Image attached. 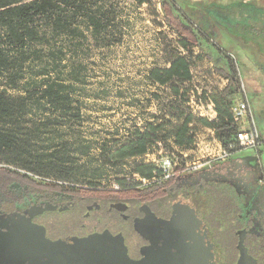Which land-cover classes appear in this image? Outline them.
<instances>
[{
  "label": "trees",
  "instance_id": "1",
  "mask_svg": "<svg viewBox=\"0 0 264 264\" xmlns=\"http://www.w3.org/2000/svg\"><path fill=\"white\" fill-rule=\"evenodd\" d=\"M134 1L137 6L152 3ZM158 5L162 18L158 25H167L176 40L168 41L163 50L166 65L152 66L146 79L163 89L168 101L160 105L159 94L151 92L148 105L155 100L157 112L133 124L124 140L102 143L99 164L88 174L80 163L91 146L81 131L85 80L78 45L86 34L80 23L91 39H107L105 46L109 47L119 42L111 30L116 16L104 0H0V215L51 201L54 195L67 196L84 186L98 187L96 178L105 167L141 157L152 147L156 150L158 142L171 141L179 149H189L197 127L214 129L225 148L234 143L237 129L229 105L236 97L232 85L235 62L230 59L228 69L215 66L228 83L210 94L217 113L212 121L187 108L191 67L203 58L212 59L199 37L207 39L205 30L213 26L264 48V8L254 2H198L190 12L195 17L192 21L176 0H159ZM67 39L75 44L67 45ZM194 47L200 51L193 56ZM228 148L231 154L240 149L236 145ZM132 166L141 178L160 173L152 163L134 162ZM179 170L147 187L151 192L173 187ZM117 183L119 189L136 187L124 180L117 179Z\"/></svg>",
  "mask_w": 264,
  "mask_h": 264
},
{
  "label": "flooded vegetation",
  "instance_id": "2",
  "mask_svg": "<svg viewBox=\"0 0 264 264\" xmlns=\"http://www.w3.org/2000/svg\"><path fill=\"white\" fill-rule=\"evenodd\" d=\"M222 163L157 192L84 186L0 215V264H264V176Z\"/></svg>",
  "mask_w": 264,
  "mask_h": 264
},
{
  "label": "rangeland",
  "instance_id": "3",
  "mask_svg": "<svg viewBox=\"0 0 264 264\" xmlns=\"http://www.w3.org/2000/svg\"><path fill=\"white\" fill-rule=\"evenodd\" d=\"M104 1L116 16L115 20L111 21L115 26L111 30L113 36H119L117 37L119 42H111L113 37H110V46L106 47L107 39L105 41L91 39L88 30L80 23V28L86 34L78 45L82 52L80 56H82V72L85 80L84 90L81 93L84 115L81 131L91 143L87 156L82 157L80 163L88 174L99 164L102 143L111 142L113 138L118 141L124 140L133 124H140L150 112H157L159 107L155 100H151L148 105V99H152L151 92L159 94L160 105L168 101L164 90L149 83L146 74L152 66L166 65L163 50L168 41L173 43L176 40L175 32L167 25H158L162 19L159 0H152L150 5L142 6H137L134 0ZM176 2L190 20L195 21V17L190 12L196 9V3L228 4L234 1L176 0ZM255 5L263 7L261 3ZM205 31L208 33V38L199 37V41L212 59L208 61L203 58L191 67L192 77L188 84L190 89L186 96L188 99L193 97V100L210 97L213 89L218 88L220 82L210 77L209 62L214 69L215 66L228 69L230 57L227 54H230L243 81L253 123L264 138V57L258 53L257 46L245 43L223 28L213 26ZM65 43L75 44V42L71 43L70 39ZM199 51L197 47L192 48L193 56ZM190 148L191 153L184 156V150L168 142L164 145L160 143L156 150L152 147L151 151L141 157L130 158L114 168L105 167L100 177L96 178L99 182L97 186L114 189L119 187L118 179L138 188L145 187L139 182L141 177L132 171L134 162L152 163L158 169L162 160L167 157L184 165L185 162L198 158L201 154L197 153L196 146ZM199 160L202 162V159ZM222 162L210 160L208 164L197 170L178 173L176 179L177 181L189 179L194 173L200 170L209 171L215 166H220L216 171L224 174L225 168ZM228 162L237 165L242 172L248 171L251 181L254 182L259 176H264V143L258 150L241 148L235 151L228 158Z\"/></svg>",
  "mask_w": 264,
  "mask_h": 264
},
{
  "label": "built area",
  "instance_id": "4",
  "mask_svg": "<svg viewBox=\"0 0 264 264\" xmlns=\"http://www.w3.org/2000/svg\"><path fill=\"white\" fill-rule=\"evenodd\" d=\"M234 2H239L243 4L256 2L257 0H233ZM230 59L232 56L227 54ZM209 73L210 77L218 79L220 82L218 89L221 90L228 83V78L221 76L209 63ZM232 85L235 87L236 97L231 101L229 105V113L231 116V122L236 126V133L234 137V143H229L227 147H223L221 140L216 136L215 130L212 128L200 127L198 130L192 132V144L191 146H196L198 148L197 153L199 154L198 158H194L188 162H185L184 165H180L177 162L165 158L162 160V164L158 167L160 170V175H153L149 179L140 178L139 182L148 186L152 183L163 182L167 180L170 176L173 175L176 168H180L179 173L188 171V170H197L200 167L208 164L210 160H221L224 161L231 156V151L228 147L232 145L238 146L241 148H252L258 150L259 147L264 143V138L261 137L260 133L254 126L246 99H245V87L243 81L240 77V74L236 68V76L232 81ZM189 111L191 114L212 121L216 118V109L212 99L207 96L203 100L200 98L193 100V97H189L187 103ZM161 142H158L157 145H160ZM171 145L172 142L168 141ZM192 148V147H191ZM190 149H183L185 153L184 156L191 153ZM187 153V154H186ZM205 157V158H203ZM207 158V159H206ZM199 159H202L200 162Z\"/></svg>",
  "mask_w": 264,
  "mask_h": 264
},
{
  "label": "crops",
  "instance_id": "5",
  "mask_svg": "<svg viewBox=\"0 0 264 264\" xmlns=\"http://www.w3.org/2000/svg\"><path fill=\"white\" fill-rule=\"evenodd\" d=\"M256 4H260L263 5V8H264V0H257L256 2H254ZM257 46V51L258 53L260 54L261 57H264V48H263V45H258V44H252V46ZM251 46V47H252ZM210 63V62H209ZM238 70V69H237ZM239 72V71H238ZM240 74V73H239ZM245 99H246V102H247V105H248V108H249V111H250V114H251V108H250V105H249V102H248V99H247V94L245 93ZM252 117V115H251ZM255 126V125H254ZM256 128V127H255ZM257 129V128H256ZM258 131V129H257ZM259 132V131H258ZM260 133V132H259ZM261 134V133H260Z\"/></svg>",
  "mask_w": 264,
  "mask_h": 264
}]
</instances>
